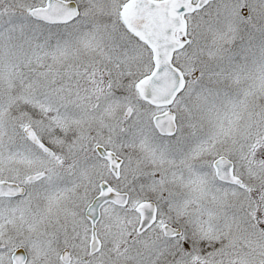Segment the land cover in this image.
<instances>
[{
    "label": "snow or ice",
    "instance_id": "obj_1",
    "mask_svg": "<svg viewBox=\"0 0 264 264\" xmlns=\"http://www.w3.org/2000/svg\"><path fill=\"white\" fill-rule=\"evenodd\" d=\"M0 264H264V0H0Z\"/></svg>",
    "mask_w": 264,
    "mask_h": 264
}]
</instances>
